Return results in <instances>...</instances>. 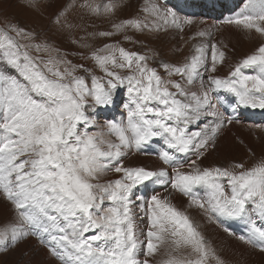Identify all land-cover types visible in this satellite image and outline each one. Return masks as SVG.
Instances as JSON below:
<instances>
[{
  "label": "snow or ice",
  "instance_id": "obj_1",
  "mask_svg": "<svg viewBox=\"0 0 264 264\" xmlns=\"http://www.w3.org/2000/svg\"><path fill=\"white\" fill-rule=\"evenodd\" d=\"M77 7L99 17L119 5L70 2L53 24L71 31L70 10ZM142 11L143 18L124 19L99 36L195 29L190 39L198 42L183 63L161 62L168 79L149 56L114 44L85 57L103 74L97 75L34 42L38 33L0 25V199L14 211L0 228V252L35 238L58 264H229L173 193L264 252V156L251 166L204 164L227 126L241 123V107L264 110V42L222 76L227 45L215 40L225 26L264 37V0H243L239 11L211 24L160 0H144ZM119 86L129 94L126 119L101 124L90 113L111 104ZM225 94L234 98L230 111ZM158 141V166L126 163L150 155ZM235 222L244 226L239 234L231 230Z\"/></svg>",
  "mask_w": 264,
  "mask_h": 264
},
{
  "label": "rangeland",
  "instance_id": "obj_2",
  "mask_svg": "<svg viewBox=\"0 0 264 264\" xmlns=\"http://www.w3.org/2000/svg\"><path fill=\"white\" fill-rule=\"evenodd\" d=\"M70 2H74L78 5L82 0H40L39 7H29V0H0V25H4L5 22L10 21L19 24L25 29L38 33V39L34 42L47 44L53 49L58 48L61 56H65L66 59L71 60L73 64L85 65V67L92 69L97 75L103 74L99 71L94 61L85 59V57H89L93 51L103 47L105 44L119 45L126 50L137 51L149 56L151 58L149 60L150 65L157 67L160 74L165 79H168L169 77L164 72L163 68L160 67L161 62L183 63L185 58L190 56L193 45L198 42L197 40L190 39L195 29H186L183 33H176L175 30L168 32L161 31L158 33H139L134 30H126L111 37L99 36V33L102 31H114L113 25L124 19L133 17L143 18L145 15L142 11L144 0H115L119 5L117 10L112 14L101 15L99 17L91 16L79 9V7L72 9L70 10L69 22L72 23L74 27L71 31H67L53 24V16L58 10ZM96 2L103 4L106 3L107 0H96ZM160 2L166 4L168 7H173L179 11L181 15H195L196 18H199L198 20L206 21L209 20L210 17H222L228 10L234 12L242 0H160ZM231 3H235V6L230 9L229 6ZM125 36L130 37V39L126 40ZM181 36L183 39L180 38ZM217 36L216 34L215 38ZM171 38H176L178 40L173 46L168 44V40ZM241 39L242 43L240 45H238L236 41L228 42L227 63L229 67L220 70L219 68L221 66H219L218 70L220 72L218 71L217 74L227 76L230 66L234 65L239 58L250 54L264 42V37L255 33L251 35L244 34ZM73 41H75V43H73ZM230 45L236 46L237 54H232ZM80 53H83V55H80ZM32 54L43 58H47L48 56L46 52L33 51ZM52 54L55 55L56 53L53 52ZM77 74L85 75L83 70H79ZM171 79L180 78L171 77ZM128 102L129 94L127 86H119L113 95L112 103L109 105L97 106L96 111L90 113V115L102 124L108 119H114L115 116H111V112L124 116L123 113H127L126 105ZM116 109H120V111ZM240 110L241 109H239V111ZM254 110L255 112L251 117L250 126L264 124V110ZM241 117L245 118L246 116L242 114ZM94 130L95 129H93V131ZM228 131V129L224 131L218 138L215 149H211L212 153H215L214 158L204 161L206 166H227L232 162H246L248 166H251L255 160L264 156V130L250 127L248 129L232 131L227 134ZM225 135L227 138L219 142ZM220 151H226V154L223 155L225 156L224 158L218 154ZM1 201L3 200L1 199ZM186 205L187 204H184L182 209L189 212V215L191 211L192 215L190 216L197 221L204 234L210 238V235H213V233L210 232V225L212 223L208 222L198 209ZM194 214L198 215L197 218L193 216ZM2 225L3 224L0 223V228L3 227ZM209 240L212 242V239ZM214 247L224 259L229 261V264H252L246 260L240 259L238 256L226 254L223 247L221 250H219L216 245ZM3 253L5 252H0V257L4 255ZM0 264H11V262L2 257L0 258Z\"/></svg>",
  "mask_w": 264,
  "mask_h": 264
},
{
  "label": "bare ground",
  "instance_id": "obj_3",
  "mask_svg": "<svg viewBox=\"0 0 264 264\" xmlns=\"http://www.w3.org/2000/svg\"><path fill=\"white\" fill-rule=\"evenodd\" d=\"M234 6L235 3H231L229 8L231 9ZM242 6H243V0L238 5L237 9H235V11H239V7ZM221 8L223 9V6H221ZM234 12L232 10H228L225 14L222 15V17L219 18L210 17L209 20H206L205 22L207 24H211L213 22L219 21L221 19H224L232 15ZM192 16L195 17V15ZM217 35L218 36L215 38V40L223 41L224 44L226 45L228 44L229 41L232 42L236 41V43L240 45L242 43L241 38H243L244 33L236 32L225 26L222 28L221 33H217ZM177 41L178 40L176 38H171L170 40H168V44L170 46H173V44L177 43ZM230 46H231L232 54H237L236 46L235 45H230ZM225 68H226L225 66L221 65L219 69L224 70ZM225 95L227 101V103L225 104V109L230 111L229 106L232 103H234L233 102L234 98L228 94ZM240 109H241L240 111L238 110V116L241 123L239 124L234 123L233 125L227 126L226 129L229 130L227 134L232 131H238V130L250 128L251 117L253 116L255 110L246 109L242 107ZM116 110L120 111V109H116ZM123 114L124 116H121L115 114V112H111V116L113 117L115 116L114 119L116 120L126 119L127 113H123ZM242 114H244L246 117L245 118L241 117ZM225 138H227L226 135L223 136V138H221L219 142H222ZM161 147H162V141L154 142L147 149V151L151 153L150 155L136 154L134 156H131L126 163L141 165V166L142 165H149L153 167L158 166V160H157V156L155 155V152L158 151ZM220 152L218 154H220V156L224 158L225 156L223 155L226 154V151H220ZM214 154L215 153H212V150H209L206 159L204 161L206 160L208 161L210 159L212 160L214 158ZM173 196H174V202L177 203L179 206L184 207V204L188 205L187 198L183 197L178 193H173ZM190 215H192L191 211H190ZM193 216L197 218L198 215L194 214ZM13 217H14V211L12 209V206L6 201L4 200L1 201L0 199V223L3 224L2 226H4L5 221H8ZM243 228H244L243 224L239 222H235L233 223L231 230L239 234L243 231ZM210 229H211L210 232H212L213 235H210L209 239H212L214 246L216 245L219 250H221V248L223 247L226 254H231L232 256H238L240 257V259L246 260L252 264H264V252H260L258 249H253L247 245H244L238 239H236V237L230 236L228 233L224 232L222 228L218 227L215 224H211ZM3 254L4 255L1 256L4 257L7 261L11 262V264H58V262L54 258L50 257L48 250L44 246L40 245L35 238H30L25 242H20L16 247L10 248L8 251H6Z\"/></svg>",
  "mask_w": 264,
  "mask_h": 264
}]
</instances>
